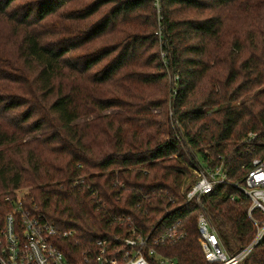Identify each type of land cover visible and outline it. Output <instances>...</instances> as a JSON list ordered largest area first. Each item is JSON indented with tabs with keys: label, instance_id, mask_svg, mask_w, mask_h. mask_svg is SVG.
Listing matches in <instances>:
<instances>
[{
	"label": "trees",
	"instance_id": "16d2710c",
	"mask_svg": "<svg viewBox=\"0 0 264 264\" xmlns=\"http://www.w3.org/2000/svg\"><path fill=\"white\" fill-rule=\"evenodd\" d=\"M15 1L0 0L18 49L5 50L15 75L0 72V228L28 187L25 209L74 231L55 237L69 264H95L96 242L123 238L130 222L152 235L178 224L186 236L157 254L205 264L199 206L182 188L197 156L224 158L232 180L264 157V0H158L159 14L153 0H87L77 11L66 7L78 0H37L20 17L8 12ZM239 10L248 20L227 40L226 12ZM194 11L207 15L180 13ZM51 18L49 41L37 27ZM155 90L175 125L140 110L158 103ZM234 193L221 185L200 199L229 251L254 234L249 200ZM244 264H264V245Z\"/></svg>",
	"mask_w": 264,
	"mask_h": 264
},
{
	"label": "built area",
	"instance_id": "2783aa9c",
	"mask_svg": "<svg viewBox=\"0 0 264 264\" xmlns=\"http://www.w3.org/2000/svg\"><path fill=\"white\" fill-rule=\"evenodd\" d=\"M256 137V133L248 132L245 141L249 145ZM250 164L240 179L232 180L229 167L220 156L215 161L197 156L193 161V181L183 194L185 202L195 201L199 206L197 241L205 264H244L257 247L264 245V157H254ZM221 185L236 191L230 195L231 200L239 196L249 200L247 216L254 227L252 238L233 251L223 245L200 200ZM22 195H16L0 228V264H69L55 245V237L72 236L74 231L59 233L44 214L32 213L23 207ZM129 226L128 234L121 239L117 237L112 244L106 239L96 242L95 264H174L170 258L158 255L156 248L177 243L186 236L178 224L166 226L157 235L142 233L131 222Z\"/></svg>",
	"mask_w": 264,
	"mask_h": 264
},
{
	"label": "rangeland",
	"instance_id": "374dc122",
	"mask_svg": "<svg viewBox=\"0 0 264 264\" xmlns=\"http://www.w3.org/2000/svg\"><path fill=\"white\" fill-rule=\"evenodd\" d=\"M87 0H78L76 2L70 3L68 4V6L66 8V10H79L81 9V7L83 6V4L86 2ZM158 0H153L152 4L154 5V7L156 8L157 14H159V8H158ZM37 2V0H17L15 1L8 9V12H12L14 13L17 17H20L21 14H23V12L31 5V4H35ZM196 12V14H195ZM181 14H185L186 16H194V17H204L205 15H207L205 12L202 11H194V12H180ZM227 16H229V18H232L229 22H227L226 27H225V39L229 40L231 39L232 33L234 28L237 27H243L247 20H248V16L245 13H242V11H237L235 14L230 13V12H226ZM160 20V18H157V22ZM57 22L60 23L59 21H57L55 18H51V20H46L45 22H43L39 27H37V30H40L41 32L46 33V38L50 41L51 39H53V37L51 35H48L49 31H52L54 29V27L57 25ZM68 22V21H65ZM159 24V23H157ZM55 25V26H54ZM12 25L7 21L5 16H0V72L2 73H10L15 75V71L9 67L10 64L14 65L16 64L15 61L12 56L8 53H5L6 49H11L13 51H18L17 49V43L14 45H10V43H8V41L6 42V39L11 38V34H12ZM159 43V40H158ZM2 49V51H1ZM4 49V50H3ZM79 52H82L81 50H78ZM78 51H76V55L78 53ZM75 54V53H73ZM8 66V67H7ZM11 66V65H10ZM147 94V91H146ZM144 95V94H143ZM251 95V94H250ZM151 98H156V105H148L142 109H140L141 111L143 110L146 112H150V114H154L157 116V118L160 116V113L162 111H165L167 114V119L171 120L173 122V111L171 109V106L169 105V97L164 98L162 93H160L159 91L155 90L152 94H151ZM155 102V101H154ZM111 111V109L109 110H104L102 111L101 114H105V113H109ZM90 117H85V119H81V121L83 120H87ZM175 125V122H173ZM177 126V125H176ZM38 135V133H33L31 136L26 137V139L24 140H29L32 139L34 137H36ZM13 144L7 145V147L12 146ZM1 148V147H0ZM3 148V147H2ZM193 181V174L191 172V176H188L185 183L183 184V188H182V192L185 190V188L191 184ZM28 187H22L19 188L15 194H23L25 192H28Z\"/></svg>",
	"mask_w": 264,
	"mask_h": 264
}]
</instances>
